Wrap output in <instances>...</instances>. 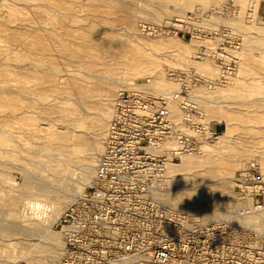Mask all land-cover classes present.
Listing matches in <instances>:
<instances>
[{
  "label": "rangeland",
  "instance_id": "rangeland-1",
  "mask_svg": "<svg viewBox=\"0 0 264 264\" xmlns=\"http://www.w3.org/2000/svg\"><path fill=\"white\" fill-rule=\"evenodd\" d=\"M107 1L0 0V245L7 244L10 240L3 241L1 239L8 238L10 235L16 238L23 237L25 245L22 247V251H25V248L31 251L29 253H32L37 247V244L33 243L39 242L40 239L36 235L25 236L26 233L18 231L12 235L11 231H14V228L19 229L18 226L21 227L22 222L23 226L27 224L30 226L32 222L29 220H33L34 224L39 221L42 223H40L41 225H44L42 227L57 231L53 224L71 200L64 201L57 216L47 214L46 200V202L40 201V206L33 207L31 204L34 202L33 199H42V197L44 199L45 196H40V191H37L39 194L25 191L26 182L30 180L33 186L36 181L38 183L37 185L35 183L34 186L48 185L50 187V181L48 177L35 173L38 170L32 168L26 159L33 160L34 156L36 159L44 158L45 152H43L44 145L42 143L45 140H41L39 136L48 130H38V127H46V120L40 119L41 115L37 110L28 109L23 101L24 98L17 93L18 85L25 81L23 74L26 67L36 64L39 59L48 60L51 65H59L61 68L58 75L62 78L66 76L63 68L70 66L66 65L64 59L60 57L56 46L57 32L55 31L60 25L68 29H76L78 26L85 29L94 28L99 34H103L108 27H123L124 23L120 21V18L126 15L129 17L127 28L119 29L117 40L125 42L135 49L143 50L147 58L152 61L150 64L142 63L143 68L160 69L162 76L166 79L170 78L167 75L169 70L183 71L186 68L197 70L200 83L191 97L198 106V119L203 124H211L216 129L217 136L211 140H202L198 154H188L202 157V160L201 158L200 161L198 160L197 169L191 178L193 184L199 185L207 181L210 182L209 186L213 184L219 189L222 187L219 178L225 173V170L229 169L228 164L233 162H237V165L231 167L228 174L231 178L232 189L233 175L245 164L254 161L264 170V49L256 46L262 41L264 47V0H192V4L189 6H198L192 9L195 13L190 11L182 16L176 14L178 16L162 19L157 18V13L152 15L151 8L160 4L157 0H151L153 1L151 4L150 0H148L149 2L133 0V4L125 5L126 8L117 0H110L113 3ZM119 6H121L120 9ZM169 6H185V0H173ZM243 9L244 11H242ZM113 20L115 21L113 22ZM132 21L135 22V26L145 29L142 32H146L149 37L148 41L143 43L142 40L131 34ZM245 23L249 26L247 27ZM240 25H245L246 28ZM39 47L41 48L38 49ZM112 47L114 46H110L111 49ZM178 60H180L179 64H177ZM228 62L232 68L226 72L225 68ZM124 65L125 63L120 58L115 61L111 60V71L109 72L111 77H115V80L127 77L128 73L124 69ZM89 71L104 75L100 63L95 65V68H90ZM32 81L29 78V82L32 83ZM170 81L174 86L171 90H177L178 83L174 80ZM126 82H139L143 85L139 88L120 86L115 89L111 97L112 100L119 91L134 92L132 90L135 88V90H139L138 92H145L149 95L154 91L152 89L154 82L150 77L146 79L129 75V80ZM44 85L47 86V84ZM52 86H48L46 99L38 98L36 102H48L55 99L53 100L55 104L65 105L61 90L66 86V82H55ZM7 95H12L13 98H9ZM112 100L108 103L109 111L106 123L110 116ZM177 101L173 102L176 110L173 120L181 126L182 119ZM159 103H156L154 107L160 105ZM69 105H75V102L70 100ZM105 127L106 124L102 129L101 146ZM101 149L95 152V160ZM180 160H176L174 163H179ZM73 176H69V178L74 180L75 176ZM181 176L183 177V170L180 169L170 173L169 189L172 192H177L179 185L175 186V184L170 188V184L176 183L177 178L175 177ZM70 179H67L66 183L71 182ZM215 187L210 186L213 189ZM162 192L164 193V191ZM206 197L202 196V206L198 205L200 201L192 205L186 203L188 201L184 197L180 198L182 200L177 197L170 198L171 200L175 199L174 203H177L179 199V204L175 203L179 206L182 201H186L184 205L181 204V207L197 213L200 208L209 209L205 202ZM209 199L211 200L212 197ZM43 212L46 215H43ZM5 224H8L7 227ZM40 224L37 225L40 226ZM50 229L47 230V233H50ZM56 238L62 243L59 233ZM60 248L61 246L58 252H60ZM21 249L16 252H20ZM22 251L18 254L15 252L16 257L10 259L0 256V260L7 259L4 261L6 264H47L55 258H50L47 254L36 252V250L35 254L30 255L29 253L22 254ZM19 254H22L23 257L21 255L20 257Z\"/></svg>",
  "mask_w": 264,
  "mask_h": 264
},
{
  "label": "built area",
  "instance_id": "built-area-1",
  "mask_svg": "<svg viewBox=\"0 0 264 264\" xmlns=\"http://www.w3.org/2000/svg\"><path fill=\"white\" fill-rule=\"evenodd\" d=\"M167 75L178 83L172 96L182 125L165 103L154 107L145 92L114 96L92 183L53 224L62 246L49 264H264V230L233 216L203 219L158 195L169 188V165L217 136L198 119L191 97L200 83L197 70ZM232 180L240 215L264 209V170L258 163L245 164Z\"/></svg>",
  "mask_w": 264,
  "mask_h": 264
},
{
  "label": "bare ground",
  "instance_id": "bare-ground-1",
  "mask_svg": "<svg viewBox=\"0 0 264 264\" xmlns=\"http://www.w3.org/2000/svg\"><path fill=\"white\" fill-rule=\"evenodd\" d=\"M109 1L110 0H108L107 2ZM117 1H119L125 7V5L131 4L133 0ZM157 1L160 2V4L156 2V4H159V6L155 5V7H152L151 9L153 13L152 11L151 13L152 15L154 13H157L156 16L158 15L157 18L160 19L170 18L176 14H180L182 16L190 11L194 12L192 9L198 7L189 6L192 4V0H185V6H169V4L173 2V0ZM152 2L153 1H151L150 4ZM109 3H113V1H110ZM120 7L121 6H119L118 8L120 9ZM242 11H244V9ZM128 18L129 17H127L126 15H123L120 18V21L124 23L123 27H108L103 34H99L94 28L85 29L82 26H78V28L76 29H68L61 25L58 26L55 31L57 32L56 46L58 48V51L60 52V57L64 59L66 65L70 66L69 68H63L66 72L64 75L66 76L62 78V76L58 75V72L61 68L59 65H51L48 63V60L43 61L39 59L37 60L36 64L26 67V70L23 74L25 81H22L18 85L17 93L24 98L23 101L26 103L27 108L33 109L34 111L37 110L41 115L40 119L46 120V127H38V130L40 131L48 130L47 132L41 133V136H39L41 140H45V142L42 143L44 145L43 152H45V154L43 155L44 158L36 159L34 156L33 160H26L31 164L32 168L38 170V172L35 173H39L40 176H45L46 178L48 177L50 181V187H48V185L34 186L36 181L32 186V183L29 180L28 182H26L25 191L31 192L32 194H37L40 191V196H45L44 199L43 197L42 199H33L34 202H32L31 204L33 205V207L40 206V201L46 200L47 205H45L46 209L48 210L47 214H54L57 216V213L63 206L64 201H66L67 199L72 200L75 197L74 195L79 194V191L82 187L89 185V179H91L89 182L92 183L94 175L93 166L96 161L94 154L97 150L102 148L100 138L103 133V126L104 124H107L106 118L109 111L108 103L112 100L111 97L115 92V89L120 86H132L139 88L143 85V83L139 82H126L127 80H129V75L143 77L146 79H149L150 77V79L154 82V85H152V89H154V91L151 95H148L152 99L153 106L159 102V104L165 103L170 111L171 118L174 119L176 115V110L174 108L175 104L173 103L176 99H174L172 96V92L176 90H171L174 87L170 81L172 79H166V77H163L162 71L160 69H155L154 67L150 69L143 68L141 66L142 63L150 64V62H152L147 58V55L143 52V50H141L140 48L135 49L134 47L128 46L127 43L119 42L117 40L119 29L122 30L127 28ZM114 21L115 20H113V22ZM237 23L242 24L240 22ZM245 25L247 24L245 23ZM245 25L240 26L246 28ZM248 26L249 24L247 25V27ZM140 27L135 26V22H133L132 31L130 32L134 37H137L144 43L145 41L149 40V37L146 35V32H142L145 29H141ZM28 44L31 45L30 42H28ZM110 46L114 47H112L111 49ZM256 46L260 48L262 47L261 49H264L262 41L261 43L256 44ZM40 48L41 47H39L38 49ZM119 58L122 60V62L125 63L124 69H126L128 74L127 77L116 78L117 80H115V77H111V75L109 74V72L111 71L110 61H115ZM201 58L204 59V57ZM98 63L101 64L104 75H98L89 71L90 68H95V65H97ZM179 63L180 60L177 61V64ZM38 65H41V67H38ZM29 78L33 80L32 83L29 82ZM55 82H66V86L61 90V93L65 100L63 104L65 105L59 106L55 104V102L53 101L55 99H52L48 102L37 103L36 100L38 98L46 99L49 90L48 86H54ZM113 82H115L116 84L113 85ZM44 84H47V86ZM132 91L138 92L139 90H135L134 88ZM7 96L9 98H13L12 95ZM70 100H73L75 102V105H69ZM88 109H90L91 111ZM26 133L28 134V132ZM42 144L41 146H43ZM200 158L202 160V157ZM200 158L195 155H185L181 157L179 163L170 164L167 171L168 178L171 172L179 169L183 170V177H175L177 178L176 183L173 182L170 184V188L174 187V185L176 184L175 186L179 185V189L177 192H172L171 189L168 188L166 191L164 190V193L158 192V195H161L163 197L167 196V198L170 200V197H177L179 199L184 197L185 200L188 201L184 202L190 203L192 205L195 204V202L200 201L198 203V205L200 206H202V196H207L205 198L207 199L205 202L208 204L209 209L204 210L200 208L199 211L197 210V213L200 214L203 219H212L218 217L228 218L233 216L236 218V220H239L240 222L248 226H251L257 230H264V209H262L261 211L251 212L247 215H240L237 209L239 208L241 202L239 201L238 197L231 187V178H229L228 175L230 168L235 167L237 165V162L228 164L229 169L225 170V173H223V175L219 178L222 187L218 189L212 184L210 186L215 187V189H213L209 186L210 182H201L202 184L199 185L193 184L192 182L191 178L195 174V171L197 169L196 166L198 165V160ZM73 175L75 176L74 180L69 178V176ZM91 175L92 178H90ZM67 179H70L71 182L66 183ZM210 197H212L213 200H210ZM179 199L177 200V203L179 202ZM171 201H173L172 203H174L175 199H172ZM248 201L249 199H245L244 204L248 205ZM184 202L182 201L183 205ZM43 213V215H46L45 212ZM29 221L33 223V220ZM34 223L33 225L30 224V226L29 224L25 225L24 223L25 226H23L22 222L21 227L17 224L19 229L14 228V231H11L12 235L17 231L26 233L25 236H28V234L30 236L36 235L37 238L40 239L39 242L36 241V243H33L34 245L37 244V247L35 248L36 252L39 251L41 253H45L50 258L56 257L59 253V247L62 246V243H60L56 238L59 232L56 230L52 231L50 228H48L51 231L50 233H47L49 230L45 227H42L44 225H41V222L38 221L39 224L41 223L40 226L37 225L38 223ZM6 225L8 224H5V226ZM10 225L12 226V224ZM11 226H9V228ZM1 240H12L11 242L8 241L7 244L0 245V256H5V258L7 257L9 259L16 257V255L23 250L22 247H24L25 245L23 241L25 239H23V237L16 238L11 237L10 235L8 238H3ZM16 248L22 249L20 250V252H16L18 251V249L16 250ZM28 248H30V246H28ZM24 250L25 251H22V254L31 252L30 250H27L25 248ZM31 250L33 251L32 247ZM34 251L32 253H34ZM15 252L17 253L16 255ZM32 253H29V255ZM22 254H19V256H22ZM32 258L35 259V257ZM3 259H1L2 261L0 260V264H6V262L4 261H6L7 259ZM36 259L38 258L36 257ZM47 264H49V262Z\"/></svg>",
  "mask_w": 264,
  "mask_h": 264
}]
</instances>
